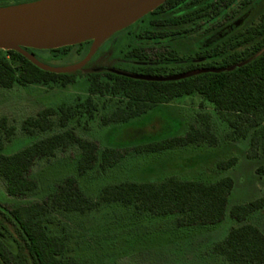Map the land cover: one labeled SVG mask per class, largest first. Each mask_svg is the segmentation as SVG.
Returning a JSON list of instances; mask_svg holds the SVG:
<instances>
[{
    "label": "trees",
    "instance_id": "trees-1",
    "mask_svg": "<svg viewBox=\"0 0 264 264\" xmlns=\"http://www.w3.org/2000/svg\"><path fill=\"white\" fill-rule=\"evenodd\" d=\"M247 1L250 3L253 0ZM172 3L173 0H169L166 5ZM194 16L189 14L183 19L192 22L196 20ZM253 17L259 18V22L247 25L226 41L221 48L222 57H214L220 54L218 48L199 53L205 56L196 57L202 61L201 64H191L179 71L181 75L202 71L196 75L170 80L168 78L175 77L176 70L169 76L167 68L132 66L113 72L90 73L89 96L85 101L58 109L47 108L25 120L22 130L28 135H35L52 131L56 126L67 128L79 113L93 118L98 109L95 96L109 94L127 101L124 107L102 117V123L107 126L128 124L156 106L199 94L215 106L240 138L251 135L249 158L264 159V0L259 1ZM174 21L178 22L174 18L166 20ZM83 46L88 50V43H83L50 51H27L36 58L38 54L47 53L57 59L67 56L73 48ZM78 73L44 71L18 52L0 50V93L16 86L54 83L67 87ZM199 116L202 124L192 125L185 135L139 146L135 151L156 153L201 143L216 145L218 138L212 130L210 117ZM15 134L16 127L10 125L6 117L1 118L0 177L6 183L7 194L14 198H25L37 192L39 184L32 176L36 162L54 157L59 150L71 146L81 149L78 160L80 176L94 170L97 165L104 171L110 170L123 159L119 149L106 148L100 152L97 143L81 138L72 129L38 140L17 153L4 154L6 144L14 139ZM236 164L237 159L232 158L219 162L217 166L221 171H228ZM258 172L264 174V166ZM233 190L234 180L231 177L214 183L171 177L159 184L122 182L106 185L97 199H91L82 190L78 178L70 176L43 202H32L13 209L0 204V264H77L76 258L68 254L70 237L49 234L46 218L54 210L85 215L111 204L133 207L138 215L176 216L180 228L215 226L221 224L229 213L240 226L229 232L224 242L215 247V252L224 255L230 264H264V232L247 222L252 215L264 209V198L230 207ZM7 224L14 226L15 237L10 235ZM8 238L16 244V253L6 245L5 239Z\"/></svg>",
    "mask_w": 264,
    "mask_h": 264
},
{
    "label": "rangeland",
    "instance_id": "rangeland-1",
    "mask_svg": "<svg viewBox=\"0 0 264 264\" xmlns=\"http://www.w3.org/2000/svg\"><path fill=\"white\" fill-rule=\"evenodd\" d=\"M33 1L36 0H0V7ZM194 1L185 0L176 13H186L216 0H204L199 4ZM259 1L253 0L246 6L245 0H226L218 10L219 15L216 12L217 14L199 20L191 29V34L178 36L168 45L173 48L178 42L191 41L198 49L208 48L248 22L257 24L259 18H252V14ZM137 27L138 24L133 25L131 31H135ZM210 28L219 31L213 36L204 35ZM219 33H224V36L219 38ZM116 41L120 42L119 39ZM116 41L109 38L98 49L105 51ZM119 44L113 51L118 57H93V68L80 70L74 82L67 87L51 83L3 90L0 93V119L6 117L10 125L16 127L15 137L6 144L4 154L17 153L38 140L72 129L81 138L97 143L100 152L106 148L119 149L123 154L121 162L107 171L97 165L94 170L80 176L78 160L81 149L71 146L66 150H59L54 157L36 162L32 176L37 180L39 188L31 196L10 197L6 191V183L0 177V204L13 209L32 202H43L70 176L78 178L82 190L91 199H97L106 185L122 182L159 184L171 177L205 183L231 177L234 180V190L230 207L264 198V174L258 172L264 166V159L249 158L251 135L240 138L215 106L199 94L156 106L128 124L107 126L102 123V117L124 107L127 101L109 94L95 96L98 109L93 118L86 113H79L67 128L56 126L52 131L38 132L35 135H28L22 130L25 120L47 108L58 109L85 101L89 96L88 74L110 69L113 63L126 67L168 66L171 69H180L190 63L188 57H181L178 62L162 61L157 57H147L145 60L123 57L122 54L127 51H122L125 48L123 43ZM37 58L54 67H67L82 59L77 55V48L61 58L50 57L47 53L38 54ZM200 72L202 71L190 72L174 78L182 79ZM199 115L210 117L212 130L218 138L216 145L201 143L156 153L135 151L139 146L185 135L192 125L202 124ZM232 158L237 159L233 168L228 171L218 169L219 162ZM176 220V216L138 215L133 207L111 204L85 215L54 210L46 218V226L51 235L70 237L68 254L76 258L77 264H230L224 255L215 252V247L224 242L229 232L240 226L229 213L221 224L215 226L180 228ZM247 222L264 232V209L252 215ZM6 226L10 235L15 237L14 226ZM5 243L12 252H17L16 244L11 239H5Z\"/></svg>",
    "mask_w": 264,
    "mask_h": 264
},
{
    "label": "water",
    "instance_id": "water-1",
    "mask_svg": "<svg viewBox=\"0 0 264 264\" xmlns=\"http://www.w3.org/2000/svg\"><path fill=\"white\" fill-rule=\"evenodd\" d=\"M166 1L36 0L0 7V50L18 52L44 71L75 73L90 62L106 40L152 13ZM89 41H93V44L87 56L67 67L47 65L27 51H50Z\"/></svg>",
    "mask_w": 264,
    "mask_h": 264
},
{
    "label": "flooded vegetation",
    "instance_id": "flooded-vegetation-1",
    "mask_svg": "<svg viewBox=\"0 0 264 264\" xmlns=\"http://www.w3.org/2000/svg\"><path fill=\"white\" fill-rule=\"evenodd\" d=\"M169 1V0H168ZM168 1H166L163 5L158 7L155 11L152 13L146 15L142 18V20H139L133 25H137L135 31H131L133 25L126 28L125 30L113 35L110 37L113 40L119 39V41H116L114 44H110L107 50L103 51L98 49L93 57H118L113 54V51L117 49V47L120 45L119 43H123L125 48L122 51H127L126 53L122 54L123 57H135L138 60H145L147 57H157L158 59L162 61H169V62H178L181 60V57H188L190 63L188 65H185V68L190 66L191 64H201L202 61L200 59H197L196 57H205L199 55V53L207 52L212 49L218 48L220 50V54L218 56L214 57H222V45L228 41L232 36L239 33L241 30L246 28L247 25L252 24L248 22L244 27L238 29L237 31L226 35L224 39L219 40L214 45L204 48V49H198L191 41H182L175 44L173 48H171L168 43L174 40V38L178 36H185L191 34V29L194 28L195 25L198 24V21L201 19H204L208 16H211L212 14L216 13L217 15L220 14V6L221 4L226 0H216L214 2L208 3L206 5L199 6L196 9H192L191 11H188L186 13H176L181 6L183 5L185 0H173L172 4H168ZM204 0H195V3H202ZM251 3V2H250ZM249 1L245 0L246 6L250 4ZM6 7V6H5ZM258 7V6H257ZM256 7V8H257ZM255 11V10H254ZM189 14L195 15L196 18L195 21H185L183 18L188 16ZM198 14V15H197ZM254 14V12H253ZM252 14V18H253ZM161 17V19H158ZM168 18H174L177 19L178 22H166ZM251 18V19H252ZM145 19H149L148 21H145ZM208 31V32H207ZM214 29L210 28L204 32V35L209 34L213 36L214 34L218 33V31H215ZM210 36V37H211ZM224 36V33H219L218 37ZM88 43V50L83 47H76L77 48V55L82 57L80 61H82L87 54L89 53L91 46L93 44V41L86 42ZM167 44V45H166ZM81 45V44H80ZM120 53L122 52L121 49ZM141 57V58H140ZM168 57H178L177 60H172ZM212 57V56H208ZM93 59V58H92ZM92 59L90 62L84 67V69H91L93 68ZM108 60V59H107ZM79 61V62H80ZM204 62V61H203ZM131 67V66H129ZM137 68L142 67H152V68H167L168 71L166 72L167 75L170 76V73H174L175 76L181 75L180 69H171L168 66H132ZM127 69L125 65L122 64H114L110 69H105L103 71H117V69ZM167 76V77H169Z\"/></svg>",
    "mask_w": 264,
    "mask_h": 264
}]
</instances>
